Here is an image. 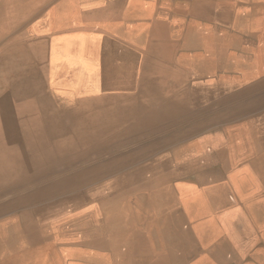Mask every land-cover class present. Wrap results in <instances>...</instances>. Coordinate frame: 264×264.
<instances>
[{"label": "bare ground", "instance_id": "6f19581e", "mask_svg": "<svg viewBox=\"0 0 264 264\" xmlns=\"http://www.w3.org/2000/svg\"><path fill=\"white\" fill-rule=\"evenodd\" d=\"M252 1L0 0V264H264ZM64 152L84 165L22 194Z\"/></svg>", "mask_w": 264, "mask_h": 264}, {"label": "rangeland", "instance_id": "374dc122", "mask_svg": "<svg viewBox=\"0 0 264 264\" xmlns=\"http://www.w3.org/2000/svg\"><path fill=\"white\" fill-rule=\"evenodd\" d=\"M263 3H264V1L263 2L252 1V2H250L247 5L248 6L258 7V10H259V9L262 8V4ZM236 10L238 11V9H236ZM256 18H258V17H256ZM256 54H258V52H256ZM7 67H8V72H10L11 74H15V72L18 71L17 70V64L15 63V59H13V58L10 59V62H9V64H8ZM258 71H261V70H258ZM262 71H264V69H262ZM258 73L260 75H258L256 78H253V79H258V77H261V78L264 77V72H258ZM15 125L17 126L16 123H15ZM16 128L19 129L18 126ZM20 132H19V134H20ZM62 132H65V131H62ZM53 133H55V131H53V130H50L48 133H44L43 132V136H39L37 134L32 133L26 139H27V141L29 143H34V144L37 145L40 142L41 143H46L48 141L54 140V138H49V139L43 138V137H45V136H47L49 134L54 135ZM59 141L60 140L55 139L54 144H57V142H59ZM2 143H4L5 146ZM0 144H2L1 145V148H0V151L2 153V157L4 158L7 155V152L10 149H12V148H11V146L8 147V145L10 143H9V140L7 139V137H1ZM130 144H133V143L130 142ZM32 148H33V146H32ZM32 148L30 147V150H32ZM1 149L2 150L3 149H6V155H5L4 152H2ZM34 150H38V149H36L34 147ZM20 151L22 153H25V152L29 151L28 145H27V147H23L22 149H20ZM106 151L109 152L110 149L107 148ZM36 152H39V151H36ZM82 157H83V154L82 153L76 152L73 155H71L70 152H66L65 153V156L62 157L60 160H58V159L49 160V161L48 160H45V161L41 162L40 164H38L37 166H31V164H28L27 163L26 165H24L21 168V170H22L21 173H19L17 175L18 180H22V181H32L27 187L24 188L25 190L22 192V194L27 193L29 195L30 193H33L34 192V190H33L34 189V185L37 186L38 183H43L44 181L45 182H47V181H54L56 178H58L61 175H63L64 172H61L60 170H57L59 167H62V166L66 167L67 165H73L76 168V167H79L82 164L84 165V162L81 160ZM16 160H18V159H16ZM17 165L20 167L19 164H17ZM38 171H39V173H38ZM16 172L17 171H14L11 174H14ZM94 179L95 178L89 179L88 182L90 184H92ZM9 180H10V176L6 177L5 180L1 179L0 180V183H1V185H2V183H5V185H6V183ZM33 182H37V183H33ZM24 186H25V184H22L21 185V188L24 187ZM15 196H16V193H8L5 196H3V198H4V200H10V199L14 198ZM45 197L48 199V197H50V195L49 194H46ZM22 198H24V197H22ZM13 210L16 212L17 210H20V209H16V210L15 209H12L9 212L10 213H15Z\"/></svg>", "mask_w": 264, "mask_h": 264}]
</instances>
